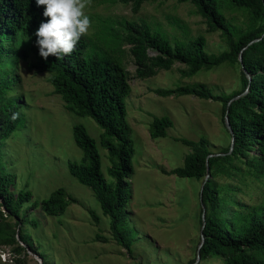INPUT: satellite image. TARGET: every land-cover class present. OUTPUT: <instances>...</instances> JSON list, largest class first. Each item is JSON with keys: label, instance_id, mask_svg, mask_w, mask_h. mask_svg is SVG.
I'll return each mask as SVG.
<instances>
[{"label": "rangeland", "instance_id": "obj_1", "mask_svg": "<svg viewBox=\"0 0 264 264\" xmlns=\"http://www.w3.org/2000/svg\"><path fill=\"white\" fill-rule=\"evenodd\" d=\"M216 3L231 29L237 31L247 25L245 9L233 6L229 0ZM86 14L91 27L85 36L87 48L83 56L109 59L129 73L131 91L125 98V106L126 121L131 128L133 174L125 229L132 240V253L129 255L112 238L110 219L103 215L92 190L69 172V163H81L83 159L84 153L73 136L74 127L82 126L95 141L105 179L112 180L108 175L111 165L108 151L102 145L104 130L91 117L67 110L47 81L50 74L30 68L27 60L19 58L20 50L15 49V54L6 58L2 72H9L7 78L14 84L17 97L20 96V120L9 137L0 141V165L5 168L4 174L10 176L11 193L28 191L31 195L21 216L22 233L32 248L20 243L25 254L16 255L12 252L14 246H0V264H18L15 259L22 260V264H188L199 243L201 182L165 175L160 168L181 167L184 157L191 152L176 139L204 138L208 150L217 153L230 144V135L222 122L220 102L190 95L161 97L154 90L202 83L215 95L228 94L239 86L238 70L223 65L182 77L178 70L184 66L176 63L172 69L159 71L153 77L144 80L135 77L136 66L129 46L119 45L123 28L118 25L123 20L145 22L165 31L171 41L203 35L208 54L218 55L226 48L221 32H209L207 19L189 2L150 1L134 14L130 5L117 0H90ZM161 117L169 118L173 125L164 137L151 138L150 125L154 118ZM218 182L238 188V197L244 203L264 199V181L251 175L242 180L219 178ZM58 189L74 199L62 214L48 215L39 205L31 208ZM91 212L98 216V223ZM7 222L15 221L7 218Z\"/></svg>", "mask_w": 264, "mask_h": 264}, {"label": "trees", "instance_id": "obj_2", "mask_svg": "<svg viewBox=\"0 0 264 264\" xmlns=\"http://www.w3.org/2000/svg\"><path fill=\"white\" fill-rule=\"evenodd\" d=\"M117 1L130 5L132 13L136 14L144 3L156 0ZM176 1L191 3L207 19L209 32H221L226 48L218 55L208 54L203 35L187 41H171L165 31L152 28L145 22L123 20L118 25L123 28L122 34H119V45L129 46L128 51L136 66L135 77L140 80L153 77L159 71L172 69L176 63L184 66L178 70L182 77H191L200 71L223 65L236 68L239 86L228 94L215 95L202 83L154 90L161 97L190 95L220 102L222 122L229 100L247 92L228 107L235 138L230 153L227 145L217 152L224 156L206 160L207 155L213 153L207 148V140L176 139L189 147L191 152L184 157L181 167L173 170L161 167L160 170L165 175L195 178L202 183L207 175L208 162L209 178L202 193L204 244L198 264L213 261L220 264H264V199L258 203H244L238 197V188L231 183L218 182L219 178L242 180L245 175L264 181V0H229L233 6L245 9L248 16L247 25L237 31L228 26L225 16L218 11L216 0ZM44 10V6H37L36 0H0V141L9 137L20 120L11 119L20 107V96L17 97L14 84L7 78L9 72H2L6 58L20 50L19 58L27 60L30 68L50 74L47 81L67 110L91 117L104 130L102 145L108 151L111 163L108 175L112 180L108 182L105 179L95 141L82 126L74 127L73 136L84 153L83 159L81 163H69V172L80 184L92 190L103 215L110 219L112 238L131 255L132 240L125 229L126 214H129L125 211L130 197L129 181L133 174L131 128L126 121L125 106V98L131 91L129 73L122 65L109 59L85 58V36L81 37L71 55L59 60L49 56L45 61L39 54L35 36L40 24L47 22ZM10 45L13 48H9ZM239 56L251 77L250 83L241 69ZM13 93L15 95L12 96ZM172 125L167 117L154 118L150 125L151 138L164 137ZM4 169L0 165V246H14L13 254L20 255L24 253L20 243L32 248L22 233L24 219L21 216L22 208L30 202L31 195L28 191H20L16 195L11 193L10 176L4 174ZM71 202L74 199L68 197L63 189H58L49 198L33 203L31 208L39 205L48 215L57 216ZM199 206L200 230V202ZM90 214L98 223V216L94 212ZM7 218L15 222L8 223ZM195 259L196 251L188 264H194ZM15 262L22 264L23 261L15 259Z\"/></svg>", "mask_w": 264, "mask_h": 264}, {"label": "clouds", "instance_id": "obj_3", "mask_svg": "<svg viewBox=\"0 0 264 264\" xmlns=\"http://www.w3.org/2000/svg\"><path fill=\"white\" fill-rule=\"evenodd\" d=\"M90 0H36L37 6H44L42 22L35 32L39 54L45 61L49 56L58 60L71 55L81 37L86 36L91 27L86 14ZM20 113H13L11 119L17 120Z\"/></svg>", "mask_w": 264, "mask_h": 264}, {"label": "water", "instance_id": "obj_4", "mask_svg": "<svg viewBox=\"0 0 264 264\" xmlns=\"http://www.w3.org/2000/svg\"><path fill=\"white\" fill-rule=\"evenodd\" d=\"M255 41H258V39L250 42V44L255 42ZM150 55H153V54H150ZM238 59H239V62H240L241 69L246 74V76L248 78V81L250 83L251 77L246 72V70L244 69V65L242 64L241 57L239 56ZM246 92H247V90L245 92H243L242 94L233 97L227 103L226 111H225V114H224V117H223V123H224V125H225V127H226V129H227V131L229 132V135H230V144H229V152L228 153H230L233 150L234 140H235L234 135H233V131L231 129V125H230V122H229V118H228V107L234 100H236L239 97L243 96ZM224 155L225 154H223V153H210V154L207 155L206 160H208L209 158H212V157L224 156ZM208 171H209L208 162L206 161V172H207V175L205 176L203 182L201 183L200 190H199V202H200L201 209H202V213H201V228H200V231H199V244H198L197 249H196V259H195V263L194 264H198L200 262V249L202 248V246L204 244L203 229H204V226H205V207H204V205L202 203V193H203L204 185H205L206 181L209 178Z\"/></svg>", "mask_w": 264, "mask_h": 264}, {"label": "built area", "instance_id": "obj_5", "mask_svg": "<svg viewBox=\"0 0 264 264\" xmlns=\"http://www.w3.org/2000/svg\"><path fill=\"white\" fill-rule=\"evenodd\" d=\"M1 255H4L3 253H1Z\"/></svg>", "mask_w": 264, "mask_h": 264}]
</instances>
